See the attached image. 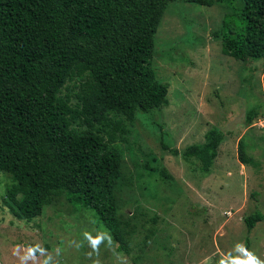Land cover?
Masks as SVG:
<instances>
[{
    "label": "rangeland",
    "instance_id": "374dc122",
    "mask_svg": "<svg viewBox=\"0 0 264 264\" xmlns=\"http://www.w3.org/2000/svg\"><path fill=\"white\" fill-rule=\"evenodd\" d=\"M214 1L168 5L151 59L168 85V104L137 114L123 139L111 143L121 156L115 214L128 223L131 254L117 252L92 211L75 210L62 197L31 222L17 219L4 201L13 180L0 173V264H246L249 257L264 264V220L250 231L243 223L256 211L264 215V68L250 74L221 53L213 33L242 2ZM255 104L260 115L244 126ZM218 127L224 139L216 157L183 155ZM240 141L253 165L238 161ZM144 222L155 230L147 241Z\"/></svg>",
    "mask_w": 264,
    "mask_h": 264
},
{
    "label": "trees",
    "instance_id": "16d2710c",
    "mask_svg": "<svg viewBox=\"0 0 264 264\" xmlns=\"http://www.w3.org/2000/svg\"><path fill=\"white\" fill-rule=\"evenodd\" d=\"M178 1L215 2L0 0V173L13 180L4 201L17 219L31 222L62 197L75 210L92 211L117 252L131 254L128 223L115 214L121 156L111 143L123 139L137 114L168 104V85L158 81L151 59L164 11ZM240 1L242 8L231 6L213 36L224 56L253 74L264 68V0ZM260 111L261 104L247 108L244 126ZM221 128L183 155L216 157ZM238 161L254 164L242 141ZM262 220L256 211L243 223L250 231ZM142 228L147 241L155 230L145 222Z\"/></svg>",
    "mask_w": 264,
    "mask_h": 264
},
{
    "label": "clouds",
    "instance_id": "9594fccd",
    "mask_svg": "<svg viewBox=\"0 0 264 264\" xmlns=\"http://www.w3.org/2000/svg\"><path fill=\"white\" fill-rule=\"evenodd\" d=\"M246 264H257V261L254 257H249Z\"/></svg>",
    "mask_w": 264,
    "mask_h": 264
}]
</instances>
